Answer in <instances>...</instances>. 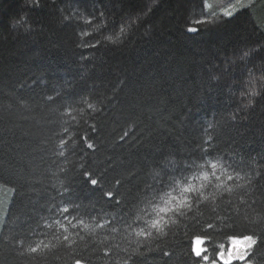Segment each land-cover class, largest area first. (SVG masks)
<instances>
[{
    "label": "trees",
    "instance_id": "16d2710c",
    "mask_svg": "<svg viewBox=\"0 0 264 264\" xmlns=\"http://www.w3.org/2000/svg\"><path fill=\"white\" fill-rule=\"evenodd\" d=\"M151 2L40 0L35 7L33 0H0V264H74L77 256L87 257L88 264H123L133 249L146 255L153 250L144 264H165L157 250H174L179 256L184 249L176 246L187 244V230L181 225L178 236L170 233L161 238L153 230L150 238L137 237L138 228L156 218V206L121 205L123 214L129 209L134 213L131 229L95 227L109 219L104 212L116 211L102 196L104 191L115 190L113 175L130 182L111 204L122 197L130 201L129 191L135 194L139 188L142 192L152 185L155 172L184 162L209 135L218 136L214 142L217 155L252 164L249 175L264 167V96L254 101L251 112L238 111L239 105L247 103V98L241 100L245 89L264 87L260 60L264 47L251 60L244 56L249 47L264 44V0H252L230 17L210 14L205 7L202 12L201 0H158L145 18L137 20L136 14ZM13 18L15 27H10ZM88 21H92L90 26ZM189 28L199 30L189 32ZM210 74L219 77V82L209 79ZM48 97L54 102L49 103ZM89 104L97 109L107 105L102 120ZM68 111L71 116L64 114ZM232 115L235 121L230 120ZM97 121L104 129L100 140L109 150L88 155L92 150L77 149L67 154V160L57 155L60 139L79 133L95 140L89 125ZM126 132L131 134L116 146ZM257 159L260 164L255 163ZM82 160L97 170L93 178L101 179L99 185L86 184L78 174ZM119 164L126 170L110 171ZM73 165L69 177L75 202L88 207L95 204L98 212L103 205L104 210L96 220L85 218L88 229L69 228L73 235L84 236L83 241L77 238L73 247H57L41 261L42 253L28 254L26 249L55 243L57 229L46 227L48 209L54 201L60 203L64 177L59 171ZM216 183L208 192L215 191ZM228 183L232 186L233 182ZM260 185L264 189V180ZM229 199L231 206L226 203ZM246 199L249 204L262 202L241 208L238 193L225 194L219 201L215 215L231 214L238 227L229 232L217 224L213 234L217 250L222 244L226 250L228 237L244 231L245 215L264 219V198L257 193ZM201 211L202 220L214 222L210 209ZM75 215L70 213L69 219ZM111 227L118 231L112 233ZM115 245L127 251H113L106 257L104 252ZM258 256L256 264H264V247ZM175 259L167 264H175Z\"/></svg>",
    "mask_w": 264,
    "mask_h": 264
},
{
    "label": "snow or ice",
    "instance_id": "6c2138e0",
    "mask_svg": "<svg viewBox=\"0 0 264 264\" xmlns=\"http://www.w3.org/2000/svg\"><path fill=\"white\" fill-rule=\"evenodd\" d=\"M158 0L151 2L143 12L137 13V20L145 18L152 10V7L157 4ZM35 7L40 6V0H33ZM201 11L205 7L204 0H201ZM238 11V10H237ZM235 11H230L222 14L225 17L234 15ZM79 15V13H78ZM71 23V20H68ZM79 23V22H77ZM90 26L92 21L87 22ZM198 28H189V32L198 31ZM85 35H91L85 33ZM99 45H93L92 47H98ZM264 47V44H260L256 47H249L244 53L245 57L251 60L252 56L258 49ZM241 60L244 57L240 58ZM264 62V59H260ZM209 79L219 82V77H212ZM264 96V87L258 90H244L241 93V100L247 98V103L241 104L238 107V111L241 114L251 112L254 107V101ZM48 102H54L52 97H48ZM111 103V100H109ZM88 107L92 109L95 116L103 119V112L107 105H102L97 109L92 104ZM71 116V111L64 113ZM237 119L236 115L230 117L231 121ZM209 128H213L209 125ZM89 129L95 140L85 134L83 137L76 133L75 136L70 137L68 140L60 139L59 145L61 150L57 153L60 158L67 160L68 153H76L77 149L87 152L92 150L88 155H96L101 151L109 150L106 144L101 142L100 135L103 133V125L100 121L96 124L89 125ZM64 133H68V129H63ZM131 133L126 132L122 136L116 146L123 144L124 140ZM218 139V136L209 135L207 140H202L195 148H193L188 154L184 162H173L168 168H161L159 172L153 174V183L150 186H146L141 192L137 188L136 193L128 192V196L132 197L129 201L122 197L116 201L114 205L111 204L115 197L120 194V189L128 181L124 176L117 178L115 175L111 179L115 180L114 191H104L103 197L107 198L109 206L116 209L115 213L104 212L105 216H109L108 220L104 223L96 224V228H105L109 225H123L129 229L134 225L130 223V218L134 214L132 209L129 212L123 214V208L121 205L127 206L129 203L136 207L139 203L145 204L147 207H153L155 212V219H151L150 225L139 227L136 231L137 237H144L145 239L152 237L153 230L158 237L166 238L170 233L173 236H178L181 225L187 230L185 236L187 238L186 245H177L176 247H183V251L176 256L175 251H160L162 258L165 260V264L172 260L175 256V264H234L238 261L240 264H256V261L261 259L258 256V250L264 247V219H250L247 215L243 217L244 231L242 233L230 235L228 240L230 245L225 250V246L222 244L217 250L216 245L213 243V234L217 232V224L222 231L235 232L238 227L235 218L228 214L226 216L215 215L217 208L219 207V201L224 200L225 194L231 197L234 193H238L239 207H254L256 204L261 203V200H253L251 204L246 199L248 196H256L257 193L261 198H264V189L260 185V181L264 180V167L259 168L255 175H249L251 172L252 164L245 161H236L235 159L228 157L227 155L219 156L216 153L218 148L214 143ZM207 145L205 147L204 145ZM115 151V147L111 149ZM209 158V159H206ZM86 159V158H85ZM203 162V163H199ZM260 160L255 161L256 164H260ZM72 168H65L59 171V174L64 177V180L60 181L63 192L60 193V203L53 202V205L48 209L49 217L47 218L50 223H47L46 227L49 229H57L53 235L55 243L49 244H36V246H30L26 249L28 254L42 253L40 260L46 261L49 255L52 254V250L57 247H73L76 244L77 238L81 241L85 239L79 232H69V228L77 229L83 226L84 229H88L89 225L84 222L85 218L96 220L100 216V212H103L104 206L101 205L100 212L97 211L95 204L90 207L75 202L71 193L72 179L69 177V173L73 171ZM98 167V166H97ZM248 171H245V169ZM120 169H125L124 164L113 165L110 169L113 173H117ZM220 175H217V172ZM243 173V175L241 174ZM78 174L83 178L86 184L93 187L101 183V179L93 178L97 175V170L90 167V162L81 161ZM107 173H105L106 175ZM199 181V183H197ZM213 181H217L214 185L215 191L208 192L210 187H213ZM242 181V183H236ZM228 182H233L232 186H229ZM207 193V194H206ZM159 201V204H158ZM228 206H231L233 201L231 199L226 202ZM64 206H61V205ZM162 205V206H161ZM210 209L214 215V222H207L202 220V209ZM70 213H76L69 219ZM96 213V215H93ZM264 214V213H262ZM237 216H239V210L237 209ZM75 221V222H73ZM140 222V218H136L137 225ZM250 225V227H249ZM151 229V230H150ZM175 230V231H174ZM110 231L115 233L118 231L117 227H111ZM67 233V234H65ZM107 240L108 238L105 237ZM23 247V240L18 241ZM146 247V245H145ZM44 249L48 250V253H44ZM113 251L119 254L120 251H127V249L120 250L119 245H115L112 250H106L104 255L106 257L111 256ZM22 255L24 253H21ZM153 254V250L149 249L147 255ZM147 255L143 251H137L133 249L128 254L127 259L123 261V264H144L147 259ZM255 257V260L253 259ZM74 264H88V258L83 256H77L74 260Z\"/></svg>",
    "mask_w": 264,
    "mask_h": 264
},
{
    "label": "rangeland",
    "instance_id": "374dc122",
    "mask_svg": "<svg viewBox=\"0 0 264 264\" xmlns=\"http://www.w3.org/2000/svg\"><path fill=\"white\" fill-rule=\"evenodd\" d=\"M251 1L252 0H204L205 10L209 9V13L214 15H222L226 12L240 10Z\"/></svg>",
    "mask_w": 264,
    "mask_h": 264
},
{
    "label": "clouds",
    "instance_id": "9594fccd",
    "mask_svg": "<svg viewBox=\"0 0 264 264\" xmlns=\"http://www.w3.org/2000/svg\"><path fill=\"white\" fill-rule=\"evenodd\" d=\"M15 23H16V19H15V18L11 19V20L9 21V25H10V27H15Z\"/></svg>",
    "mask_w": 264,
    "mask_h": 264
}]
</instances>
